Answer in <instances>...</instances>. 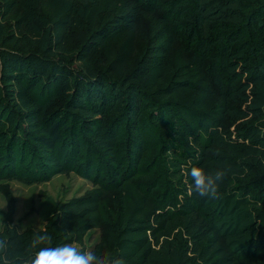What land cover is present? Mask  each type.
<instances>
[{"label": "trees", "instance_id": "trees-1", "mask_svg": "<svg viewBox=\"0 0 264 264\" xmlns=\"http://www.w3.org/2000/svg\"><path fill=\"white\" fill-rule=\"evenodd\" d=\"M24 1L29 3L31 15L36 7L45 4L49 20L38 32L27 27V32L39 39L34 50L4 48L17 40L13 30L4 25L15 0L0 3V171L6 177H23L29 183L44 181L53 174L80 167V163L74 162L83 153L87 167L91 156L101 157L100 162L104 158L106 168L112 171L111 179L118 185L122 182L120 168L127 166L126 176L135 173L147 130L157 132L163 149L161 161L166 166L162 164L161 168L165 178L173 183L174 176L167 172L179 173L182 166L188 174L192 167H199L206 160L205 152L211 144H217L228 158L255 162L264 170V119L260 124L244 125L233 137L219 142L214 137L219 115L263 117L264 0L167 3L172 12L178 4L188 8V13H183L187 18L184 33L190 52L188 63L195 76L202 73L206 64L204 70L210 72L219 100L208 112L166 99L178 90H189L200 79L192 81L193 77L179 74V79L154 89L151 95L144 91L165 74L172 44L179 38L164 14L153 19L149 38L134 67L124 71L132 54L135 19L142 7L155 9L162 1L121 0L114 6L113 14L96 26L99 5L95 0ZM70 17L85 22L88 36L69 57H53ZM115 37L123 39L112 60L105 70L90 75L88 62L98 51L108 57ZM75 62L85 64L84 72L71 65ZM113 75L120 79H113ZM119 100L120 112L103 130L104 114ZM233 101L244 106L232 110ZM146 108L147 119L142 115ZM116 129L125 132L121 136L125 139L122 149L126 165L111 153ZM200 129L206 135L200 137ZM189 143L199 145V150L188 146ZM226 167L231 174H240L234 167ZM229 186L221 183L218 200L209 213L199 209L201 200L196 203L194 196L188 197L182 191L184 198L176 212L156 214L148 210L144 216L127 218L118 227L112 249L106 253L122 257L125 264H232L234 253L264 248V227L254 218L255 212L264 213L260 212L264 206V180L247 181L241 188L228 192ZM177 189L181 191L180 185ZM249 189L253 191L248 197ZM96 200L95 195L70 199L53 211L44 227L54 245L80 241L84 225L74 230L72 225L96 210ZM33 229H23L20 234H30ZM220 237L225 238L227 253L218 257L222 249L213 247Z\"/></svg>", "mask_w": 264, "mask_h": 264}, {"label": "rangeland", "instance_id": "rangeland-1", "mask_svg": "<svg viewBox=\"0 0 264 264\" xmlns=\"http://www.w3.org/2000/svg\"><path fill=\"white\" fill-rule=\"evenodd\" d=\"M4 1L7 0H0V3ZM95 1L99 5V13L95 22L96 26L99 22H103L113 14L114 6L121 0H110L108 4H105L106 0ZM158 1H162L158 8L149 9L142 7L138 17L134 21L132 54L124 66V71L129 72L134 67L142 47L147 43L149 38L153 19L159 16V14H164L179 38L172 44L167 58L165 74L153 87H146L144 91L151 95L154 89L165 87L173 79H179V74L182 77H193L192 81L200 79L201 82L199 84L193 83L196 86L192 85L189 90H178L166 99L169 102L176 101L192 104L196 106L197 111L208 112L209 109L219 103V100L216 95V89L211 81L210 72L204 70L206 64L203 68L204 71L202 70L200 75L195 76L188 63L190 52L188 51V42L184 33V29L187 26V18L183 14L188 13V8L184 4H178L175 8L177 10L172 12L171 6L168 4L170 1L174 2V0ZM143 2L144 0H139V3ZM28 5L29 3L24 0H15V4L10 13L5 17L4 25L13 30L17 40L3 46L4 48H8L9 46H16L22 49L32 47L31 49L34 50L37 47L39 39H36V34L32 35L27 31H29L28 28H34L37 32L41 31L45 27L44 21L47 22L49 20L48 10L45 4H43L36 7L33 15H31ZM179 13H182V17H179ZM25 22H29V24H26V26L24 24ZM88 33V29L83 20L70 17L59 48L52 53V56L61 58L69 57L70 53L79 49L81 44L84 43ZM122 39L123 37H115L111 40L108 57L105 52L98 51L96 57L88 62L90 67H88L89 71L87 72L90 75L106 69ZM71 65L84 72L85 64L75 62ZM119 77L113 75L112 78L119 80ZM201 77H204V80ZM244 77L241 78L243 79ZM240 79L234 83L239 82ZM153 99L157 101L154 97ZM198 103L200 105L197 106ZM118 105H121L120 100L112 110L104 114L103 130H106L110 126L117 113L120 112L117 108ZM243 106V103L233 101L231 109L238 110ZM142 115L146 119L149 117L147 108L142 111ZM262 115L263 117L261 118L249 116L240 118L235 113L219 115L217 126L214 127V137H217L216 141L219 142L220 139H225L228 136L233 137L236 131L239 128H243L244 125L263 123L264 108ZM65 125H69L68 121L65 122ZM121 128H123V124H121ZM154 128L157 129L155 126ZM200 130L198 131L200 137L206 135L204 129ZM121 133L124 134V130L116 129L115 140L111 142V153L122 164L124 160L125 162L127 160L123 157L124 152L122 147L125 139L124 136H121ZM156 133L153 130L144 132L143 152L139 158L136 171L126 176L128 173L127 166L120 168L118 174L122 177V182L118 183V185H116L117 181L114 182L115 180L111 179L112 171L106 168L107 161L104 158L100 162L101 157L91 156L87 167L86 155L83 153L74 162V164L80 163V167L74 166L68 171L53 174L51 177L40 182L29 183L23 177H6L5 172L0 171V207H3L7 202L6 208L0 211V214L4 215L5 223L12 224L16 228H37L41 222L46 223L48 217L63 202L70 199L86 198L95 195L97 198L96 210L82 220L75 221L72 229L74 230L80 225H84V231L80 241L76 243L82 249L95 251L99 255L112 249L118 227L127 218L144 216L148 210H154L156 214L176 212L180 206L179 201L184 198L180 194L182 191L188 197L194 196L196 203L201 200L202 203L199 209L203 213H209L218 198L209 199L199 197L194 192L189 194L192 180L190 175L186 173L184 167L180 166L181 171L179 170L180 172L176 174L167 172L169 176H174L171 178L174 183L165 178V170L161 168L162 164L166 167L165 163L161 161L163 149ZM211 145L205 152L206 160L199 167L203 168L206 172L226 170L224 182L230 185L227 188L228 192L231 188H241L244 182L255 179H259L260 181L264 180V170L255 162L243 163L236 159L228 158L222 150L217 148V144ZM188 146L199 150V145L197 147L189 143ZM83 149L81 148L82 151ZM99 155L101 156L100 153ZM196 156L198 157V154ZM2 164L0 162V169ZM124 165L126 164L124 163ZM226 166H230L231 169L234 167L240 174H231L226 169ZM175 183H178V186L180 185L181 191L177 189L178 186ZM251 191L253 190L249 189L248 197L251 195ZM263 211L264 206L260 212ZM254 218L257 223L259 222L264 227V213L257 214L255 212ZM224 239L220 237L217 244L213 247L214 249L217 247L222 249L218 257L227 253L223 245ZM232 264H264V248L258 250L250 248L249 251L234 253Z\"/></svg>", "mask_w": 264, "mask_h": 264}, {"label": "clouds", "instance_id": "clouds-1", "mask_svg": "<svg viewBox=\"0 0 264 264\" xmlns=\"http://www.w3.org/2000/svg\"><path fill=\"white\" fill-rule=\"evenodd\" d=\"M192 180L191 191L199 197L216 199L223 183L226 170L206 172L201 167H192L188 173ZM7 202L0 207L6 208ZM46 223L28 234H20L24 228H16L5 223V217L0 214V264H125L124 259L111 253L97 254L92 250H84L76 242L60 245L53 244Z\"/></svg>", "mask_w": 264, "mask_h": 264}]
</instances>
